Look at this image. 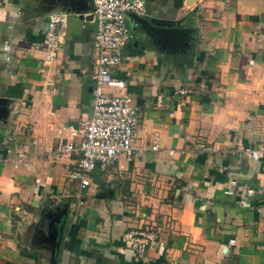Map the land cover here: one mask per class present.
<instances>
[{"label": "crops", "instance_id": "obj_1", "mask_svg": "<svg viewBox=\"0 0 264 264\" xmlns=\"http://www.w3.org/2000/svg\"><path fill=\"white\" fill-rule=\"evenodd\" d=\"M144 8L180 16L188 32L165 52L137 24L130 32L126 15L114 74L137 108V151L91 174L74 205L69 161L43 147L34 156L30 140L51 145L56 129L89 115L94 23L54 0H0V264H264V0ZM52 11L68 15L48 59L39 44ZM187 48L191 65L173 66L166 53ZM257 145L256 161L238 150ZM136 228L155 235L142 256L125 242Z\"/></svg>", "mask_w": 264, "mask_h": 264}, {"label": "built area", "instance_id": "obj_2", "mask_svg": "<svg viewBox=\"0 0 264 264\" xmlns=\"http://www.w3.org/2000/svg\"><path fill=\"white\" fill-rule=\"evenodd\" d=\"M91 8L95 55L91 59L90 113L75 124L56 129L51 145L42 146L38 137L30 140L34 156H38L43 147L46 156L64 157L69 161L64 170L75 184L78 204L83 202L81 192L89 186V174L95 168L104 170L119 156L130 162L137 151L132 144L138 124L137 108L131 96L122 92L125 80L116 76L114 69L119 62L118 50L128 31L126 15L145 16L144 0H91ZM67 15L65 11H52L47 15L39 45L48 59L62 47ZM190 91V87L184 86L176 93L187 94ZM156 148L154 142L150 149ZM238 150L241 155L255 161L261 152L259 145L255 148L244 146ZM214 151L218 153L217 148ZM168 153L171 154L172 150ZM154 240L155 235L150 229L136 228L125 234V242L136 256H142Z\"/></svg>", "mask_w": 264, "mask_h": 264}, {"label": "water", "instance_id": "obj_3", "mask_svg": "<svg viewBox=\"0 0 264 264\" xmlns=\"http://www.w3.org/2000/svg\"><path fill=\"white\" fill-rule=\"evenodd\" d=\"M54 2L63 5L66 11L71 10L79 20H90L92 18L91 0H54ZM128 15L137 23L140 35L149 39L151 43L158 45L165 52L169 50L168 47L170 46L177 49L180 46L182 37L188 32L187 28L179 26L180 16L175 19H167L152 16L141 17L133 13Z\"/></svg>", "mask_w": 264, "mask_h": 264}, {"label": "trees", "instance_id": "obj_4", "mask_svg": "<svg viewBox=\"0 0 264 264\" xmlns=\"http://www.w3.org/2000/svg\"><path fill=\"white\" fill-rule=\"evenodd\" d=\"M166 55H167V58L171 61L172 65L175 67H178V66L181 67L183 65L189 66L192 63V48H187L186 50L182 52H177V51L169 52V53H166ZM14 89L15 87H11L10 90L8 91V94L12 96H16V97L19 96L20 92L15 93ZM94 172L99 173L98 168H95L89 174V176H91V174H94Z\"/></svg>", "mask_w": 264, "mask_h": 264}, {"label": "rangeland", "instance_id": "obj_5", "mask_svg": "<svg viewBox=\"0 0 264 264\" xmlns=\"http://www.w3.org/2000/svg\"><path fill=\"white\" fill-rule=\"evenodd\" d=\"M127 24H128L130 32L134 31L133 27L137 26L136 25L137 23L135 22V20L133 18H131V20H129V22L127 21ZM134 25H136V26H134ZM121 159L124 160L122 156H119L118 160H121ZM65 173H66V171H65ZM66 185L68 186L69 191H71V194L69 195L70 197L68 199L70 200V203L75 205L76 204L75 192H74V190H72V188L74 186V182L68 178L67 173H66ZM91 188H93V183H91V181H90L89 186L85 190H83L81 192V194H83L87 198L88 197V190H90ZM72 193H74V198H73Z\"/></svg>", "mask_w": 264, "mask_h": 264}]
</instances>
